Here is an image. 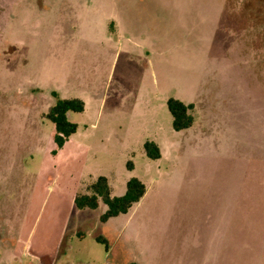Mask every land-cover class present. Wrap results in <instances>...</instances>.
Returning <instances> with one entry per match:
<instances>
[{
	"label": "rangeland",
	"instance_id": "1",
	"mask_svg": "<svg viewBox=\"0 0 264 264\" xmlns=\"http://www.w3.org/2000/svg\"><path fill=\"white\" fill-rule=\"evenodd\" d=\"M99 176L146 193L101 222ZM0 264H264V0H0Z\"/></svg>",
	"mask_w": 264,
	"mask_h": 264
},
{
	"label": "trees",
	"instance_id": "2",
	"mask_svg": "<svg viewBox=\"0 0 264 264\" xmlns=\"http://www.w3.org/2000/svg\"><path fill=\"white\" fill-rule=\"evenodd\" d=\"M57 97V93L53 92ZM169 112L172 115V126L176 131H181L192 126L194 118L190 113L193 104H186L177 98H169L167 101ZM85 103L80 98L57 97L47 113V117L55 124L54 141L56 149L52 154L57 156L58 151L65 145L70 136L77 131V124L69 119V112H82ZM144 148L148 157L158 159L161 157V150L155 141H147ZM133 169L132 163L128 164ZM90 193L75 195L73 201L80 209H96L100 200L106 204L107 209L101 214V222L121 213H127L134 203L139 202L146 193V186L138 177H131L126 183V190L123 195L115 196L111 193V186L106 176H99L90 185ZM98 240H103L97 237Z\"/></svg>",
	"mask_w": 264,
	"mask_h": 264
},
{
	"label": "crops",
	"instance_id": "3",
	"mask_svg": "<svg viewBox=\"0 0 264 264\" xmlns=\"http://www.w3.org/2000/svg\"><path fill=\"white\" fill-rule=\"evenodd\" d=\"M69 119H70V114L68 113ZM182 131V130H181ZM58 155V154H57ZM57 157V156H56ZM105 204V203H104ZM106 205V204H105ZM99 207V206H98ZM103 213V212H102Z\"/></svg>",
	"mask_w": 264,
	"mask_h": 264
}]
</instances>
